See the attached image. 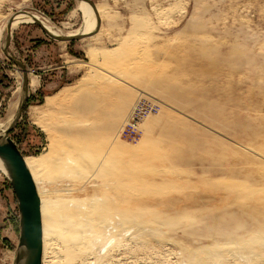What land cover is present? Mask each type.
Masks as SVG:
<instances>
[{
    "label": "rangeland",
    "instance_id": "rangeland-1",
    "mask_svg": "<svg viewBox=\"0 0 264 264\" xmlns=\"http://www.w3.org/2000/svg\"><path fill=\"white\" fill-rule=\"evenodd\" d=\"M92 1L104 12L94 36L61 42L21 24L8 49L39 83L10 136L26 158L60 140L43 198L109 215L68 255L54 234L48 264H264V0ZM23 11L63 36L85 22L78 0H0V124L23 97L4 52ZM141 97L161 110L130 141L121 131ZM6 181L0 172V264H13Z\"/></svg>",
    "mask_w": 264,
    "mask_h": 264
},
{
    "label": "bare ground",
    "instance_id": "bare-ground-1",
    "mask_svg": "<svg viewBox=\"0 0 264 264\" xmlns=\"http://www.w3.org/2000/svg\"><path fill=\"white\" fill-rule=\"evenodd\" d=\"M98 8L102 15L104 13L102 11V7L98 6ZM98 8H97V11H98ZM79 11L83 14L85 22H84V26H82V28L79 30L77 34H69V35L67 34V36L59 35L60 33L56 32L53 27L49 26L46 22L39 19L38 16H36L32 12H27V11L17 13L10 20L8 29H11L12 31L13 28L21 24H34L35 18L31 16L32 14L35 15V17L41 21L42 26L49 33L53 35L61 36V37L76 36L79 34H85V35L91 34L95 31L98 22H100V27H101L100 15H99V21H98L97 15L95 14L94 10L88 3L79 1ZM99 11H98V14H99ZM93 12L96 16V20L95 18L92 19ZM92 36H87V37H84L83 39L89 38ZM92 51L93 50L90 49V52H88L89 55H91V57H93L92 55H94ZM109 52L107 54H109ZM91 66L94 67L95 64L92 63ZM28 77H29V89L32 91L37 90V88L39 87V83L37 79L32 76H29V72H28ZM64 93H67V90H65L63 94ZM147 99H151V98H147ZM49 100H53V99H49ZM50 102L51 101H49V103ZM146 108L150 112H155V113H151L147 117L155 115L156 113H159L161 110L159 103L153 99L147 100ZM13 117L14 115H11L4 123L0 124V135L6 130L8 125L11 123ZM147 117L144 118L143 122L145 121ZM141 136H142V127H141ZM49 140H50V150L46 156H44L43 158L42 157H27V158L25 157V161L27 163V166L29 167V169L31 170L33 174L37 187H38L39 182L41 181V177L45 174V172L43 173V170L53 165V161L57 157V154H58L57 150H58V146H60L58 145V140H59L58 136L56 134H49ZM0 172L5 173V169L1 161H0ZM39 193L42 199L43 243H44L43 264H48L46 255L48 252L47 250L50 247L49 246L50 240L52 236H54V234L56 235L58 239L62 240L65 246L63 247V249L65 248L66 254H67L68 249H74V248L80 247L81 243L85 239L91 238L92 236H99L100 234H102V230H103L102 227H104L103 225L106 223L107 220H109V218H107V216L109 215L107 216L105 214L96 215L90 211L85 212L84 205L83 206L79 205V207L77 206L75 207L73 205L65 206V204L62 203L60 205L57 204L56 207H54L51 202L43 198L41 190H39ZM128 204L132 205L133 203H128ZM128 211H129L127 212L128 215L132 216L133 212H130L132 210L128 209ZM101 215L106 218H101ZM134 219H129V220H134ZM262 249H264V247L258 248L256 251L260 252Z\"/></svg>",
    "mask_w": 264,
    "mask_h": 264
},
{
    "label": "water",
    "instance_id": "water-1",
    "mask_svg": "<svg viewBox=\"0 0 264 264\" xmlns=\"http://www.w3.org/2000/svg\"><path fill=\"white\" fill-rule=\"evenodd\" d=\"M79 1L88 3L94 10L99 21V14L94 1ZM31 16L35 18L34 24L39 25L52 39L61 42L78 41L84 37L96 34L100 29V22H98L95 31L91 34L61 37L49 33L42 26L41 21L37 19L35 15L32 14ZM11 38L12 31L9 29L4 52L7 56H9L14 64L21 68L23 73V97L11 123L0 135V161L5 169L4 175L6 176L15 194L19 212V242L15 250L13 264H43L44 243L42 199L33 174L25 161L23 151L10 136L21 119L23 110L30 98L28 69L23 63L12 58L8 52L11 44Z\"/></svg>",
    "mask_w": 264,
    "mask_h": 264
},
{
    "label": "built area",
    "instance_id": "built-area-1",
    "mask_svg": "<svg viewBox=\"0 0 264 264\" xmlns=\"http://www.w3.org/2000/svg\"><path fill=\"white\" fill-rule=\"evenodd\" d=\"M147 99L145 97H141L137 103L135 108H133L128 120L122 128V135L130 141H137L141 135V126L145 117L150 115L151 113L147 108Z\"/></svg>",
    "mask_w": 264,
    "mask_h": 264
},
{
    "label": "trees",
    "instance_id": "trees-1",
    "mask_svg": "<svg viewBox=\"0 0 264 264\" xmlns=\"http://www.w3.org/2000/svg\"><path fill=\"white\" fill-rule=\"evenodd\" d=\"M72 42H74V41H72ZM29 102V101H28ZM28 105V104H27ZM13 133V132H12ZM9 185H10V183L8 182V180L6 181Z\"/></svg>",
    "mask_w": 264,
    "mask_h": 264
},
{
    "label": "crops",
    "instance_id": "crops-1",
    "mask_svg": "<svg viewBox=\"0 0 264 264\" xmlns=\"http://www.w3.org/2000/svg\"><path fill=\"white\" fill-rule=\"evenodd\" d=\"M84 77H85V75L82 76V78H84Z\"/></svg>",
    "mask_w": 264,
    "mask_h": 264
}]
</instances>
